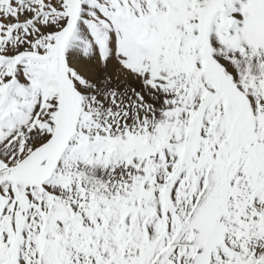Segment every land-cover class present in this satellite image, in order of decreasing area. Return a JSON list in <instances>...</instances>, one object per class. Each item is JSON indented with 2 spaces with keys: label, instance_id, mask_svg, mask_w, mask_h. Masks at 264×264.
<instances>
[{
  "label": "snow or ice",
  "instance_id": "obj_1",
  "mask_svg": "<svg viewBox=\"0 0 264 264\" xmlns=\"http://www.w3.org/2000/svg\"><path fill=\"white\" fill-rule=\"evenodd\" d=\"M0 264H264V0H0Z\"/></svg>",
  "mask_w": 264,
  "mask_h": 264
}]
</instances>
